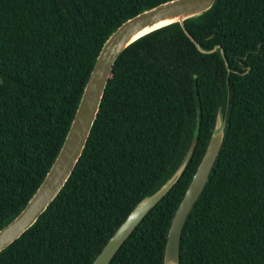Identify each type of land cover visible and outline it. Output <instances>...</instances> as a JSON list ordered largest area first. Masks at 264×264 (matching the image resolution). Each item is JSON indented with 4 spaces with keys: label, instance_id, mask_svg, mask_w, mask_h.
Segmentation results:
<instances>
[{
    "label": "trees",
    "instance_id": "trees-1",
    "mask_svg": "<svg viewBox=\"0 0 264 264\" xmlns=\"http://www.w3.org/2000/svg\"><path fill=\"white\" fill-rule=\"evenodd\" d=\"M167 0H0V228L57 155L110 33ZM126 47L74 170L0 264H91L144 196L178 180L109 264H163L174 210L217 111L226 126L180 239L179 264H264V0H216L207 11ZM201 47L213 52H201Z\"/></svg>",
    "mask_w": 264,
    "mask_h": 264
},
{
    "label": "water",
    "instance_id": "water-1",
    "mask_svg": "<svg viewBox=\"0 0 264 264\" xmlns=\"http://www.w3.org/2000/svg\"><path fill=\"white\" fill-rule=\"evenodd\" d=\"M215 1L167 0L143 9L136 15L126 19L110 33L96 56L62 145L48 171L22 209L0 228V251L35 223L71 175L85 148L97 117L108 79L121 52L140 37L170 24L179 23L185 30L184 20L201 15L211 8ZM159 23L163 24L155 26ZM186 34L190 37L188 32ZM190 38L201 52H213L220 48V45H215L212 49H205L192 37ZM225 126L226 121L223 112L219 108L203 156L187 185L182 199L173 212L167 230L163 264H179L180 239L183 226L208 181L209 174L223 142ZM196 134L197 129L194 131L188 151L173 174L157 190L137 202L108 238L91 264H109L117 250L144 216L178 180L192 154L196 142Z\"/></svg>",
    "mask_w": 264,
    "mask_h": 264
},
{
    "label": "bare ground",
    "instance_id": "bare-ground-1",
    "mask_svg": "<svg viewBox=\"0 0 264 264\" xmlns=\"http://www.w3.org/2000/svg\"><path fill=\"white\" fill-rule=\"evenodd\" d=\"M161 24H163V23H159V24H157V25H155V26H158V25H161ZM145 30H148V29H145ZM145 30H144V31H145Z\"/></svg>",
    "mask_w": 264,
    "mask_h": 264
}]
</instances>
